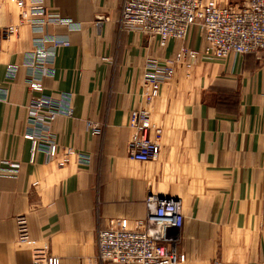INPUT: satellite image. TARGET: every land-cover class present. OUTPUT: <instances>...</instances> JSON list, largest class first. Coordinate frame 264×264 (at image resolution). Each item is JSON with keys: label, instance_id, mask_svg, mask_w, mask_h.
<instances>
[{"label": "crops", "instance_id": "0c3cea01", "mask_svg": "<svg viewBox=\"0 0 264 264\" xmlns=\"http://www.w3.org/2000/svg\"><path fill=\"white\" fill-rule=\"evenodd\" d=\"M19 4L0 0V87L8 90L0 101V264H116L98 259V232L137 230L150 195L182 201L181 264H264V52L175 63L150 100L147 65L171 61L179 42L123 32V0H45L66 23H51L46 34L69 45L56 48L50 75L32 91L26 81L39 73L26 62L44 35L23 18L39 4ZM203 43L202 29L192 28L187 46ZM39 96L72 106L51 128L52 159L39 144L32 159L25 138L34 131L28 106ZM141 110L161 148L148 162L131 158L132 113ZM2 162L20 168L6 173ZM19 217L28 223L25 243Z\"/></svg>", "mask_w": 264, "mask_h": 264}, {"label": "built area", "instance_id": "2783aa9c", "mask_svg": "<svg viewBox=\"0 0 264 264\" xmlns=\"http://www.w3.org/2000/svg\"><path fill=\"white\" fill-rule=\"evenodd\" d=\"M45 0H20L19 6L27 8L28 3L39 6L23 12L34 33L43 34L38 40L35 54L26 62L28 69L39 73L26 83L32 91L42 87V77L50 75L56 48L68 46L69 41L46 34L51 23L66 24L41 6ZM31 17V18H30ZM123 32L135 31L157 39L167 45L179 42L171 61L160 63L149 61L147 81L152 90L150 100L157 97L162 84L175 74V63H193L199 60L223 61L231 55H248L264 52V0H240L236 4L218 5L210 0H123L119 19ZM200 27L204 35L201 49L187 46L186 41L194 27ZM2 32L0 31V49ZM48 44H50L48 46ZM17 65H9L8 78H15ZM8 90L0 87V101L6 100ZM70 101L59 103L51 97L39 96L28 106V121L34 131L25 138L33 142L32 159L39 145H47V159H52L55 144L51 142V128L61 115L71 116ZM131 126L135 130L131 158L138 162L158 159L160 145L151 139L152 128L148 111L132 113ZM94 133L100 131L94 129ZM69 153L71 150L68 151ZM8 168L6 173L18 171L19 164L2 162ZM147 217L138 222L134 231L107 228L97 235L98 259L103 263L116 264H181L182 254L178 249L176 232L184 226L182 201L170 197L150 195L147 200ZM19 241H28L30 233L25 217L18 218Z\"/></svg>", "mask_w": 264, "mask_h": 264}]
</instances>
